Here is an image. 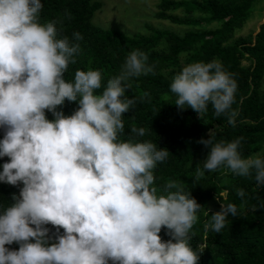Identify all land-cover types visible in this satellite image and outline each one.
Here are the masks:
<instances>
[{
  "label": "clouds",
  "instance_id": "1",
  "mask_svg": "<svg viewBox=\"0 0 264 264\" xmlns=\"http://www.w3.org/2000/svg\"><path fill=\"white\" fill-rule=\"evenodd\" d=\"M42 7L41 0H0V158H8L0 182L22 185L14 203L0 205V264H198L189 232L201 205L179 182H167L159 195L153 186V169L169 152L151 141L120 139L122 116L136 103L125 96V82L153 73L147 55L131 51L100 94L99 70L78 69L68 82L64 76L80 45L57 38V21L40 24ZM73 37L82 39L78 32ZM169 87L177 108L201 116L211 104L215 116L235 126L237 83L219 61L184 66ZM66 100L78 104L69 116L56 111ZM146 131L131 128L139 137ZM242 139L199 141L209 153L197 174L225 166L241 177L254 172L264 184V159L242 158ZM229 214L237 216V206L221 204L205 231L220 233ZM47 225L57 230L54 242ZM13 243L18 250L6 247Z\"/></svg>",
  "mask_w": 264,
  "mask_h": 264
},
{
  "label": "trees",
  "instance_id": "2",
  "mask_svg": "<svg viewBox=\"0 0 264 264\" xmlns=\"http://www.w3.org/2000/svg\"><path fill=\"white\" fill-rule=\"evenodd\" d=\"M42 10L38 22L57 21V38L68 37L70 43H79L80 51L69 63L65 80L72 82L76 70L101 72L100 94L109 78L119 75L126 57L133 50L147 55V65L153 73L131 77L125 83L127 98L136 103L122 116L123 141H151L158 149H166L168 158L153 169L154 187L158 195L164 194L163 186L169 181L183 185L199 205L197 222L189 232V243L199 254L198 264H264V184L249 177L233 174L225 166L215 172L203 171L209 149L199 143L214 137V142L241 140L238 151L242 158L259 156L264 159V22L254 35H241L249 20L257 12H264V0H160L152 19L166 21L176 28L150 25L144 34L127 35L121 31L107 30L93 24V19L103 9L102 0H41ZM262 15V14H261ZM82 39L75 41L73 33ZM219 61L223 70L236 80L235 126L227 117L214 115L208 105L204 115L197 116L191 108L175 106L177 96L170 91L175 74L191 63ZM144 93H148L145 97ZM187 107V105H185ZM78 108L67 100L56 111L65 116ZM46 118L53 120L51 112ZM145 128L143 137L131 133V128ZM4 129L0 128V139ZM8 162L0 158V165ZM2 171V167H0ZM22 185L12 186L0 182V205L10 206L12 196H19ZM243 189L245 196L236 195ZM237 206V216L229 214L225 227L216 233L205 231L204 224L210 216L221 211V204ZM3 209L0 208V211ZM51 242L57 230L51 225ZM63 234V229L59 230ZM163 241L170 236L167 230L159 233ZM18 250L19 245H6ZM111 264V262H109Z\"/></svg>",
  "mask_w": 264,
  "mask_h": 264
},
{
  "label": "rangeland",
  "instance_id": "3",
  "mask_svg": "<svg viewBox=\"0 0 264 264\" xmlns=\"http://www.w3.org/2000/svg\"><path fill=\"white\" fill-rule=\"evenodd\" d=\"M103 9L94 17L93 24L107 30L121 31L127 35L144 34L147 27L176 28L166 21L152 19L160 0H102ZM264 3L260 5L263 7ZM262 14V15H261ZM264 22V12H257L241 35L258 32Z\"/></svg>",
  "mask_w": 264,
  "mask_h": 264
}]
</instances>
